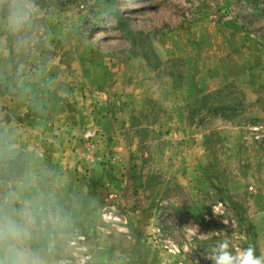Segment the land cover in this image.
I'll return each mask as SVG.
<instances>
[{
  "label": "rangeland",
  "instance_id": "1",
  "mask_svg": "<svg viewBox=\"0 0 264 264\" xmlns=\"http://www.w3.org/2000/svg\"><path fill=\"white\" fill-rule=\"evenodd\" d=\"M34 2L0 13V205L43 264L264 255V0Z\"/></svg>",
  "mask_w": 264,
  "mask_h": 264
},
{
  "label": "clouds",
  "instance_id": "2",
  "mask_svg": "<svg viewBox=\"0 0 264 264\" xmlns=\"http://www.w3.org/2000/svg\"><path fill=\"white\" fill-rule=\"evenodd\" d=\"M5 11L9 26L18 30L30 22L36 5L34 0H0V13ZM32 224L33 220L27 213L0 205V264H43L30 246ZM229 247L227 238L218 240L206 259L212 264H264V255L257 256L251 243L235 254Z\"/></svg>",
  "mask_w": 264,
  "mask_h": 264
},
{
  "label": "crops",
  "instance_id": "3",
  "mask_svg": "<svg viewBox=\"0 0 264 264\" xmlns=\"http://www.w3.org/2000/svg\"><path fill=\"white\" fill-rule=\"evenodd\" d=\"M18 136H16V139ZM21 150H23L22 146L19 144V140H14L12 143H11V157H6V158H11L13 159L16 155H18Z\"/></svg>",
  "mask_w": 264,
  "mask_h": 264
},
{
  "label": "trees",
  "instance_id": "4",
  "mask_svg": "<svg viewBox=\"0 0 264 264\" xmlns=\"http://www.w3.org/2000/svg\"><path fill=\"white\" fill-rule=\"evenodd\" d=\"M257 1H259V0H253V3H254V4H256V3H257Z\"/></svg>",
  "mask_w": 264,
  "mask_h": 264
}]
</instances>
